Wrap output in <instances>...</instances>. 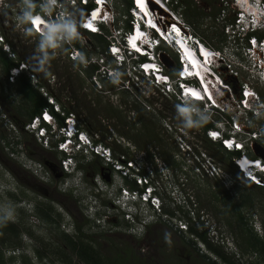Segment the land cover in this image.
<instances>
[{"label": "rangeland", "instance_id": "rangeland-1", "mask_svg": "<svg viewBox=\"0 0 264 264\" xmlns=\"http://www.w3.org/2000/svg\"><path fill=\"white\" fill-rule=\"evenodd\" d=\"M6 1L8 7L5 5L0 7V32L2 31L5 35V39L12 42L11 50L15 51L14 57H20L29 63L31 82L39 87L48 101L49 97H53L60 103L61 109L62 105H67L74 111L81 118L84 129L94 141H100L102 144L110 146L115 159L119 160L123 154H127L124 152L128 148L127 144L133 149L130 151L132 155L127 160V164L134 159L135 149L138 150V153L140 152L139 157L143 156L141 151L145 148L141 149V146H151L155 151H161L162 156L158 157L163 163L165 162L164 177L161 179L159 177L161 174H155V176L159 179L158 186L162 194L164 217H170L164 212V209L176 210V218L188 223L189 227L193 225L198 228L214 245L219 246L235 264H264L260 254L255 253L249 247L250 235L257 233L264 239V186L258 188L231 171L229 154L216 142H204L203 126L193 129L181 127L183 117L175 108L176 105H181V102L176 100L177 97L175 99L173 95L167 96V93H163L161 88L159 89L156 85H151L145 77L135 76L132 81L134 85H128L124 79L133 74L134 69L116 68L117 74L113 76L115 78L108 77L109 74H112L110 70L106 76H104V71H101L94 74L92 78L87 77L78 69L77 61L68 59L63 48L56 44L52 45L47 38L38 37L35 32L27 28L23 13L34 6L42 8L45 5L44 0ZM51 1L53 2V0ZM110 1L116 13L121 17L124 14V6L119 3V0ZM173 4L181 18L192 25L193 32L200 35L216 50L222 51L227 45L233 47L234 50L238 49L235 52L237 54L245 44L244 39H238V44H236L232 35L228 39L226 37L223 42L219 41L227 26L237 16V8L233 7L234 4L230 0H175ZM64 6L77 15V12H74L75 9H71L70 5L64 3ZM194 11L200 13L197 15ZM121 21L124 23L123 19ZM244 23L242 19L240 30L245 29ZM76 33L79 35L77 28ZM75 37L83 46L85 44V49L95 51L96 41L91 35L83 33V35ZM2 48L4 49L3 46ZM95 59H98L99 63L103 65L101 69L105 67L110 69V66H114L113 58H109L106 54L95 56ZM169 60L171 59L169 58ZM247 63V59L244 57V64ZM167 66L171 70L175 65L172 62ZM95 75H97L96 80H94ZM136 77L141 79L144 85L137 81ZM120 85L123 86L120 87ZM0 89L2 109L0 114L7 116L6 124L0 120V207L5 214H10L11 220L21 223L24 229L18 238L21 247L16 251V256H12L9 252L16 248H6V246H3V255L7 264H30V262L38 261L34 251V245L38 244L39 248L48 245L47 249L42 248V251H48L49 256L54 259L55 250H59L57 249L59 248L57 245L59 237L57 238L56 232L62 233L64 229H58L56 226L47 224L45 220H42L43 218L34 216V212H31L30 209L31 206L27 210L20 208L15 197V193H17L15 174L9 168V166L17 168L19 163L12 153V147L9 149L6 146L15 138L21 142L22 148L25 147V144H29L31 148L33 146L39 148L40 151L45 147L38 142L35 135L23 132L22 126L28 120L20 112V105H23L25 98L17 92L9 93V85L1 69ZM261 92L264 99V91L261 90ZM142 93H145V97ZM148 93L152 94L150 99L146 98ZM191 105L196 106L198 112L200 109L206 111L205 104L196 105L191 102ZM208 115V121L213 122L215 126L218 123L223 130L230 129L232 123L229 117L222 116L215 110L209 112ZM260 126L263 127L262 131L264 132V122ZM14 128L19 130V133L13 137L11 131L14 132ZM238 138L247 141L248 136L241 133ZM117 139L123 144H120ZM186 139L188 140L185 144L184 140ZM249 145V152L257 156H264V144L261 139L250 140ZM157 146L159 150H157ZM42 150L44 152L41 155L50 161H56L59 156L55 150ZM202 152L208 154L207 158H212L211 164H218L223 170L228 171L225 179H217L213 172L207 168L209 175H206L202 168L198 167L202 155L205 156V154L201 155ZM23 156L25 157V155ZM88 161L90 163L84 161V167L88 170H91L92 167H98L99 170L107 167L100 158L90 157ZM147 161L149 164L148 159ZM149 166L151 165L149 164ZM136 167L142 169L140 164H136ZM150 168L152 169V167ZM212 169L214 168L212 167ZM138 171L136 170V174L142 173ZM132 172L134 173L132 169L128 172L132 175L131 178L135 174H131ZM144 173L151 178L152 171L149 168ZM261 177L264 179L263 174ZM115 179L122 185L133 188L130 186V184L133 185V180H125L118 173ZM111 188L113 187L106 186L104 195L114 194V190ZM14 191L15 193H13ZM105 201L109 204L111 214L113 211L111 219H108L110 222L103 223L101 226L91 222L87 225L88 227L86 226V233L87 236L93 238V245L106 258L120 257L121 264H210V262L224 264L202 240L194 237L187 230H184L185 232L176 230L165 220L151 226L149 235L151 238H148L147 241L150 242L152 251L142 250L145 239L140 236L139 239L134 237L133 239L126 235H130L127 234L128 232L142 234L145 227L136 230L130 229L129 225L124 222L125 220H121V211L113 210L115 205ZM251 201L253 204L249 205L248 203ZM147 209L149 212L146 213V217L149 222L153 219L151 216L153 212H151V208L147 207ZM240 211L243 212L248 223L241 220ZM253 213L258 214L256 219L259 230L253 227L252 221L255 219ZM197 214L204 215L205 220L200 221ZM116 217L120 218L119 221H115ZM225 235L230 246L224 240ZM84 242L89 243L86 239ZM61 247L68 252L71 250L62 244ZM141 250L148 256H142ZM23 255L27 257L24 261H22ZM74 258L77 259V257ZM54 264L63 263L56 260Z\"/></svg>", "mask_w": 264, "mask_h": 264}, {"label": "clouds", "instance_id": "clouds-1", "mask_svg": "<svg viewBox=\"0 0 264 264\" xmlns=\"http://www.w3.org/2000/svg\"><path fill=\"white\" fill-rule=\"evenodd\" d=\"M230 1L234 4L233 7L237 8V16L234 17V22L229 25L231 26V29H226L224 32L227 39L232 35L236 41V44H238V39H244L245 44L243 45V47H241V49H239L240 55L239 53H237L238 59L242 61V65L236 63L239 60L233 57V55L237 56L235 52L236 50L238 51V49L234 50L233 47H228L227 45H225V47L222 49V52H224V60L219 59L217 53H213L217 50L213 48L207 41L201 39L200 36L195 34L193 32V29L188 28L187 25L191 24L186 23V21L181 18L174 4L172 3V0H148V2L145 3V6L142 8L138 5V0H133V7L129 9V13L124 12L121 17L116 13L115 8L113 7V4L110 0H53V2L51 0H44L45 5L42 8L37 6L31 7L30 5L31 8L23 13V18L27 22V28H30V30L35 32L38 37L47 38L48 42L52 45L56 44L59 47L63 48L66 52V56H68V59H73L75 61L80 58L82 59V56L78 49L74 48V46H70V43L72 42L71 37L81 36L83 35V33H85L86 35L89 33H101L103 31V28L107 29L109 32L108 39L110 41L108 44V48L110 54L113 57L114 66H110V69L109 67L101 69V66L103 65L99 63L98 59H95V56L104 54L100 53L98 55H94L92 56L91 62L98 64L99 67L95 74L104 71V76H106V74H108V71L110 70V73L112 74H109L108 77L114 78L113 76L117 74V69L119 67H124L125 70L126 68L127 70L134 69V72H132L133 74H130L129 77H126L124 79L128 82V85H134L132 81L134 80L135 76H139L140 78L145 77L151 85H156L159 89L161 88L160 90L163 93H165L164 90L166 88V85L169 83L173 85V90L171 89L169 94L173 95L175 99L177 96L175 95L174 90H179L180 84L182 82L192 83L193 85H196L201 90H205V93L204 95L202 93L203 99H196L194 104H205L206 111L200 109L197 113L194 109H191L187 106H182V103L181 105H176V111L180 114V116L183 117V125L181 127H183L184 129L201 127L209 120L208 113L211 111L214 112L215 110L220 115L229 117L232 124L229 130L227 128L223 130L222 126L217 123L214 128H210L214 131H217V138L213 139L208 135L206 131H210V129H207L205 131L207 137L214 142L220 143L221 145L222 143L219 140H221L225 136L231 137L233 142L232 146L230 148L224 147L223 145L222 146L229 151H240L242 154L243 152H247L248 148L246 142L243 146L238 147L234 144V142L239 139V134L243 133L249 136L247 132L258 130L261 132V135L260 137L253 138V141H258L259 139L262 140V138L264 137V132L262 131L263 127L260 126V124L264 122V99L262 97L263 93L261 92V90L264 91V72L261 73L259 67V60L264 61V51L261 49L262 44L260 43L264 41V0ZM6 2V0H0V7H2L3 5L8 7ZM64 3L70 5V7H72L71 9L74 8V12H77V15H74L72 10L69 11L68 9H66ZM88 7L89 9L86 12L85 10ZM98 9L101 11V13L97 17V19H94V12ZM240 12L248 15V18L244 23L245 29L243 30H240V22L236 23L238 13ZM79 13L83 14L82 19H79ZM35 16L40 17L43 23L37 24L35 22V24H32L31 22L35 21L36 19ZM243 18L244 17L242 16L241 20ZM121 19H123L124 23L121 21ZM127 21L131 25L130 28L127 27ZM40 25L42 29L39 28ZM75 27L78 29L79 35L76 33ZM0 35L5 36L2 31L0 32ZM191 35H195L197 38L199 37L200 40L198 44L197 42L195 43ZM133 36H135L134 39H132ZM252 39H255L256 45L254 48H251V50H254V54L249 55V53L251 54V52L248 51V47H250L249 41ZM229 42L232 41L229 40ZM181 43H184L187 47H190V49L193 51V56H195V59L196 61H198V63L192 62L193 56H189L188 52L183 48ZM11 45L12 43L7 38L5 39L4 37V39H0V47H4V49L2 48L3 51H5L9 56L13 54L11 57L15 58V51L11 50ZM68 45L71 47L70 49H68ZM71 52L77 53V56L73 58ZM185 56L190 57L191 59L188 58L186 60ZM168 57L172 60L173 63L176 58L180 63V69L178 70L177 75H172L169 72L170 70L168 69L167 64L169 65L172 62L169 63V61L171 60H169ZM244 57H246L248 62L246 65L244 64ZM16 60L17 65L10 68L9 74L5 76L9 82H14L16 80L10 79V75L14 74V68L18 69L17 73L15 74L16 78L23 73L30 75L31 72V66L29 65V63L25 62L24 60H19L18 58H16ZM189 62L191 64L190 68H184V64ZM229 62L233 63L234 68L239 71V86H248L254 93L257 94V96L253 95L252 97H250V106H242V103L240 102L242 98L238 94L239 92L237 86L234 85L235 91L237 93V95H235V99L239 98L238 100L240 102V105L237 102L234 103V101L230 99L229 96L222 95V98L229 104H231L232 107H234L235 110L231 113L222 110V106L221 104H219L221 102L220 97L218 96L217 99H214L212 95L206 91V84L203 80L205 79L206 75L209 77V80L213 81V85H216L217 83L215 79H220L219 81L222 80V82L219 84L220 89L225 92L228 91L224 86L223 78L228 80L230 79L231 75H233L227 67ZM22 63L26 64V66L24 65L20 67ZM148 65H152V67H148ZM0 69L2 71L1 65ZM196 69H199V72ZM249 69H253L254 71H250ZM136 78L138 79L137 81H140L142 83L141 79H139L138 77ZM142 85L144 84L142 83ZM166 95L168 96V94ZM148 97L151 98V96ZM176 100L180 101V98L177 97ZM55 103L58 106L60 104L56 100H54V102H49V104L52 105L53 109ZM65 106L67 105H62L61 110L63 111V114H61V110L54 109L55 112L61 114L64 117L63 124L59 122L56 114L48 108L50 110V113L54 116L55 121L54 119L45 121L37 119L34 121V127L32 128V130H27L25 128L26 124L34 118L33 116L30 120L23 124L22 130L25 133L27 132L33 134V136L35 135V137L38 139V142L42 144V146H44L47 150H55L59 154V157L61 158L60 166L62 170L67 174L72 175L69 177L68 183L75 187L86 186L80 180L81 177L83 178L85 174L82 164L84 165V161L89 162L88 160L90 157L100 158L107 166V171H111L115 176L112 182L106 185L101 182H97V185L94 184L92 189L89 190L91 196L86 198L90 201V203L94 200L99 201L100 198H103V200H107L109 203L114 204L115 206L113 207V210L118 209V211H121V220H125L124 222H126L132 230H136L137 228L151 224L150 222H162L163 220H165L179 231V229H177L178 226L176 227V225L180 221L183 222V220H179L178 218H176L177 216L164 217V214L162 212V194L159 191V179L157 178V176H155V174H161L159 176L161 177V179L162 177H164L163 170L165 162L163 163V161L156 156L154 158H151L149 155H146L144 151L142 152L143 156H140L138 158L139 161L133 159L135 161L130 160V162L132 161L133 164H123L120 160L114 158L110 146L102 144L98 141H94L89 133L85 129L80 127L78 117L72 111L71 112L74 113L76 117V122L72 126L71 134H66L63 131V126L65 125V117L69 115L70 112H65ZM1 111L2 109L0 104V112ZM255 111H258V113H255ZM40 114H37V116H40ZM0 120L5 123V120H7V116H5L4 114H0ZM234 122L238 124L239 128L234 134H232L231 131L234 128ZM244 125H246V127ZM11 127L13 126L11 125ZM80 131L86 133L89 138L88 142H84L78 137ZM16 133L18 134L19 130L14 128V132L11 131V135L14 137L16 136ZM68 137V148H61V144L65 142ZM44 140L48 141L47 145L44 144ZM117 140L120 144H123L122 141H120L119 139ZM187 140L188 139L184 140L185 144L187 143ZM127 145L128 147H130L129 144ZM101 146L103 148L108 147V149L110 150L108 158H106L101 153V151H96V147L99 148ZM188 146L190 147V145ZM6 147L9 149L10 147H12V153H14V156L17 160L20 159L17 158L19 156L25 158L23 156L24 154L21 142L18 139L14 138V140L10 141V143H7ZM202 154H205V156ZM201 155L202 157L199 160L198 167L202 168L206 175H209L207 169H210L217 179L226 178L225 175L228 171L223 170V168L218 164H211L212 158H207V153L202 152ZM233 158L234 157H232V161L234 163ZM251 158L253 163L250 164V171L243 170V165L241 167H238L237 165L236 166L239 168V170L242 171L243 178L256 183L248 177L254 176L258 181L263 183V185L257 183L256 184L264 186V179H262L261 177L262 174L264 175V156ZM147 159L149 160V164L151 166H149ZM26 161L31 169L38 170L37 172H39L40 174L44 171L42 165L36 160L26 158ZM63 161H67V166L64 165ZM255 163H257L258 166H252ZM136 164H140L142 169H138L136 167ZM150 167H152V169ZM212 167L214 169H212ZM147 168L152 171V174L150 175L151 178H149V175L147 177L145 173L134 174L133 172L131 174H134L137 177L133 175V178H131L132 175L128 173L130 169L134 171L139 170L138 172H142V170H144L146 172ZM217 168L219 169L218 171ZM117 173L125 180H133L139 187H146L142 192H139L137 189H131L129 186L122 185L121 182H117L115 179ZM78 177L79 181L76 180ZM144 177L147 178V181L140 182L138 180L139 178ZM102 184H104L105 186H103ZM106 186L113 187L111 189L114 190V194H109V196L104 195L106 189H108H105ZM126 188L129 189L130 193H124V189ZM13 193H15V191ZM153 195L159 197L160 199L158 204L160 210H157V208L152 205ZM19 204L21 206L20 208L25 210L29 209L28 207L31 206V212H34V216H36V210L34 209L32 202L25 201L23 203L19 202ZM147 207L151 208V212H153L151 214L153 219L149 222L148 218L146 217V213L149 212ZM101 210L103 209L97 208L95 211L93 210L88 214L91 221L94 224L97 223L98 226H101L103 223L110 222V220L108 219H111L110 217L113 214V211L111 214V211L108 208V214L107 216H104L100 213ZM0 211L2 214H4V216L0 217V226H5L11 220V217L10 214H5L1 207ZM253 216L255 218L252 221L253 227L256 228V230H259L257 228L256 219V217L258 218V214L255 213ZM36 217L38 218V216ZM197 217H200V221L205 220L204 215L201 216L200 214H197ZM119 219L118 217H116L115 221H119ZM188 229L189 226L186 230ZM180 232L185 231L180 230ZM165 238L166 240L168 239L167 235ZM224 240H226V244L230 246L226 235ZM17 250L20 249H11V251L9 252L10 254H12V256H16Z\"/></svg>", "mask_w": 264, "mask_h": 264}, {"label": "trees", "instance_id": "trees-1", "mask_svg": "<svg viewBox=\"0 0 264 264\" xmlns=\"http://www.w3.org/2000/svg\"><path fill=\"white\" fill-rule=\"evenodd\" d=\"M174 1L175 0H172V3ZM119 3H121L124 6V12H127V13H129V9L131 7H133V0H119ZM88 9H89V7L85 11L87 12ZM189 10H187V12H189ZM31 12H35V11H31ZM194 13H195V11H194ZM199 13L200 12L196 11L195 14L198 15ZM79 14H80L79 19H82L83 14H81V13H79ZM232 22H234V19L231 21V23ZM127 27L128 28L131 27V25L129 24L128 21H127ZM89 35H91L96 41L95 51H88L87 49H85V47L80 43V41H78V39L75 36L71 37L72 42L70 43V46H72V47L74 46V48L78 49L79 52L81 53L82 59L80 58L77 60V64L79 67L78 69H80V71L83 72L87 77L92 78L93 75L96 73V71L99 68L98 64L91 62L92 56L103 53V54H106L109 58H113V57L110 54L109 48H108V44L110 41L108 39L109 32L107 29L103 28V31L101 33H89ZM198 36H200V35H198ZM223 36L219 40L220 42H223L226 40L225 32H224ZM200 38L202 39L201 36H200ZM70 46L68 45V49L71 48ZM96 50H98V51H96ZM18 59L22 60L20 57ZM173 64L175 66L169 72L172 75H177L178 70L180 69V63L177 61V58L175 59ZM0 65L2 67V72L4 73L5 76H7L9 74L10 68L17 65L16 58H12L11 56H9L5 51H3V49L1 47H0ZM122 76H123V74H122ZM118 77H119V75H118ZM123 78H124V76H123ZM5 80L9 85V93L10 94L17 92L18 94H20L21 97L23 96L25 98V102L23 103V105H20V108H21L20 112H22V114H24V116L27 118V120H30L33 116H35L37 114H40L45 108H49L52 112H54L56 114L59 122L61 124H63L64 117L61 114L55 112L52 105L49 104V102L47 101V98L40 91L39 87L32 84L31 79H30L28 74H26V73L21 74L20 76H18L16 78V80L14 82H9L6 77H5ZM122 86L123 85H120V87H122ZM123 89H124V91H126L125 88H123ZM5 93L8 94L6 91H5ZM144 94L145 93H142L143 96H144ZM148 96H152V94L148 93ZM146 98L150 99L149 97H146ZM64 109L66 110L65 112H67V113L72 111L67 106H65ZM72 112H74V111H72ZM77 117H78V120L80 123V127L84 129V127L82 125L81 118L78 115H77ZM203 127H204L203 132L202 131L201 132H202V135L205 137L204 142H211V143L214 142L213 140H211L207 137V134L205 131L207 129L214 128L215 124L213 122L207 121V123L203 124ZM262 140L264 143V137L262 138ZM98 142H100V141H98ZM8 143H10V142H8ZM216 143L220 146V148H222L226 153L229 154V156H230L229 164L231 166V171H233L235 174L242 176V171L239 170V168L232 161V157L239 156L241 154V152L240 151H229V150L225 149L220 143H218V142H216ZM247 152H248V155L253 157V158L258 157L254 153L249 152L248 150H247ZM245 180L251 182L252 184L257 186L258 188H263V186L257 185L248 179H245ZM132 186H133V188H136L137 187L136 182H133ZM248 204L252 205L253 203L251 201ZM240 208H241V206H240ZM180 209H182V208H180ZM164 212L167 215H169L170 217L177 216L176 210H172V209L165 210L164 209ZM43 213H46L45 216L48 217L49 213H47L44 210H40L39 208L36 209L35 215L38 216V218L42 219L44 217ZM239 213H240L241 220L248 223V221H246V219H245V215L243 214V212L241 213V211H240ZM2 216H4V214H2L0 211V217H2ZM48 218H50V216ZM252 230H253V228H252ZM23 231H24V229L21 226V223L14 222L12 220H10L5 226H0V264H7V262L4 258V255H3V246H6V248H8V247L20 248L21 244L18 242V238L20 237V235ZM187 231L190 234H192L194 237L196 236L197 238L202 240L208 246V248L212 252H214L222 260V262L224 264L225 263L235 264V262L232 261L229 257H227L226 253L223 250H221V248L219 246L214 245L213 242H211L206 237V235H204L202 232H200L198 228H196L193 225H190V227ZM29 234H30V232H29ZM63 236L66 238L65 234ZM15 238H16V242H15ZM68 239L69 240L66 242V247L68 246L71 250L69 252L65 251L64 249H62L61 245L58 244L59 248H57V249H59V250L58 251L55 250L56 256H53L54 259L49 256L48 251H46V250L42 251L43 247L39 248L38 244L34 245V251L36 253V257L38 258V261L37 262H30V264H54V262L56 260H59L63 264H82V263L83 264H121L120 257H114L111 259V258H106L104 255H102L100 253L99 249H97L93 245V242H92L93 238L92 237L90 238L86 235L85 236L79 235L78 239L77 238L76 239L68 238ZM85 239L88 240L89 243H85L84 242ZM40 243H42V242H40ZM249 243L251 244V245H249V247H251L252 250L257 252V254H260V257H262L261 261H262V263H264V239L261 238L260 236H258L257 233H254V235H250ZM47 247H48V245L44 246L43 249H47ZM25 256L26 255H23L22 261L27 259V257H25ZM74 257H77V259H75ZM210 264H216V263L210 262Z\"/></svg>", "mask_w": 264, "mask_h": 264}, {"label": "flooded vegetation", "instance_id": "flooded-vegetation-1", "mask_svg": "<svg viewBox=\"0 0 264 264\" xmlns=\"http://www.w3.org/2000/svg\"><path fill=\"white\" fill-rule=\"evenodd\" d=\"M12 119H14V117H12ZM23 148V154L25 157L36 160L42 165L44 171L40 174L37 172L38 170L31 169L26 159L22 158V156H19L20 159L17 160L19 163L17 168H11V166H9L10 170L15 174L14 176L17 184V193H15V197L17 201L21 203L25 201L32 202L35 210L39 208L40 210L49 213L48 217L50 216V218L45 216L46 213H43L44 217L42 220H45L49 225L56 226L58 229H64L62 233L56 232L58 234L57 238L59 237L57 245L62 244L63 246H66V242L69 240L68 238L78 239L79 235L87 236V225L92 222L88 214L98 208L103 209L100 213L107 216V209L110 208L109 204L105 200H101V198L99 201L94 200L90 203V201L86 199L91 196L89 190L92 189L94 184L97 185V182L104 183L105 185L112 182L115 176L114 173L107 171V167L103 170H99L98 167H92L91 170H88L82 164L85 174L80 180L86 186L75 187L68 183V179L72 175H69L62 170L60 166L61 158L59 156L56 161H50L41 155L42 152H44L42 149L47 150L46 148H42L40 151L39 148H34V146L31 148L29 144H25V147ZM144 148L145 150H142L141 153L145 151L146 155H149L151 158H154L155 156L158 157L159 155L162 156L161 151H155L151 146H141V149ZM156 148L159 150L158 146ZM131 150H133L132 147H128L124 151L127 154H123V157L119 158L123 164L127 165V160L132 155V152H130ZM135 150L136 154L134 155V159L138 160V150ZM144 172L145 171L142 170V173ZM134 173L136 174V171H134ZM76 180L79 181V177ZM130 186L133 187L132 184H130ZM145 187L146 186H137L136 188L131 189H137L139 192H142ZM254 214L255 213H253V215ZM159 222L161 221H155L151 224L145 225V230L142 234L128 232L127 234L130 235L126 236L131 238L134 237L136 239L142 237L145 239V244L142 247V250L145 251V249H148L149 251H152L150 242L147 241V239L149 238L150 229L151 226H153L152 224H157ZM64 234L66 238L63 236ZM51 240L54 239L51 238ZM249 245L251 244L249 243ZM142 250V256H148V254Z\"/></svg>", "mask_w": 264, "mask_h": 264}, {"label": "built area", "instance_id": "built-area-1", "mask_svg": "<svg viewBox=\"0 0 264 264\" xmlns=\"http://www.w3.org/2000/svg\"><path fill=\"white\" fill-rule=\"evenodd\" d=\"M242 14L243 13H241V12L238 13V17L236 19V23L241 22ZM35 17H37V16H35ZM31 23L32 24H35V21H32ZM39 24H41V23H39ZM187 26H188V28H191L192 29V26L191 25H187ZM229 28L231 29V26H227V29H229ZM191 37L195 41V43L196 42H197V44L199 43V40H200L199 37L197 38L195 35H191ZM0 39H4V36L3 35H0ZM249 43H250V47H248V51L251 52V54L249 53V55H253L254 54V50H251V48H254L255 45H256L255 39L250 40ZM260 43L262 44L261 45V49L264 51V45H263L264 41H262ZM213 53H217V56L219 57V59L224 60V52L217 50L216 52H213ZM71 55L74 58V57L77 56V53L71 52ZM233 57L236 58L237 60H239L236 63H238L239 65H242V61H240V59H238V56L233 55ZM255 59H257V58H255ZM24 65L26 66V64L22 63L20 67H22ZM227 67H228V70H230L232 72V74H233V75H231L230 79H228V80L225 79V78H223V80H224V86L227 88L228 91L225 92L222 89H220L219 84L222 82V80L219 81L220 79H217L216 77H214V78H216L215 81H216L217 85L214 84L213 87H215V88H217L219 90L218 96L221 99V102L219 104H221L222 110L231 113L235 109H234V107L231 106V104H229L226 100H224L222 98V95L229 96L230 99H232L234 101V103L237 102V103H239V105H240V102H241L242 103V106H250V97H252L253 95L257 96V94L254 93L250 89V87H248V86H245V85L239 86L240 85L239 84V80H238L239 71L234 68L233 63L229 62V64L227 65ZM259 67H260V72L261 73L264 72V61L259 60ZM184 68H186V65L185 64H184ZM249 70L250 71H254L253 69H249ZM17 71H18V69L17 68H14V74L10 75V79L11 80H15L16 79L15 74L17 73ZM96 77H97V75L94 76V80H96ZM211 79H213V78H211ZM230 80H232V81H230ZM234 85L237 86L238 92H239L238 94L242 98V100L240 102L238 100L239 98H236L235 99V95H237V93L235 91ZM171 89L173 90V85H171V84L168 83L166 85V88H165L164 92L167 93L168 95H170L169 93H170V90ZM193 90H195L196 92L200 93V96H202V93L203 92H202V90L199 87H197L196 85H193L192 83H187V82H182L180 84L179 90H177V91L174 90V93H175V95L178 98H180V101L182 103V106H187V107H189L191 109L196 110V112H198L196 106H192L191 105V102H195V100H196V99H193L192 98V96L196 97V95H195V93H194ZM49 98H50L49 99V102H54L55 99H53V97H49ZM54 109L55 110H61V108L56 103L54 104ZM255 113H258V111H255ZM61 114H63V111L62 110H61ZM37 119H41L43 121L50 120V119L53 120L54 119V121H55V118L50 113V110L48 108H45L41 112L40 116H37V115L34 116V118L26 124V127L25 128L27 130H32V128L34 127V121L37 120ZM75 122H76V117H75L74 113L70 112L69 115H67L65 117V125L63 126V131L66 134H71L72 126H73V124ZM233 125H234V128L231 131L232 134H234L236 132V130L239 128V126H238V124L236 122H234ZM244 126L246 127V125H244ZM41 130H43V129H41ZM206 132L213 139L217 138V134H218L217 131H214V130L210 129V131L207 130ZM247 134L249 135L248 138H247V141H245V140H239L238 139V140H236L234 142V144L238 147V146H243L245 144V142H246L247 148H249V146H250L249 145L250 140L252 141L253 138L260 137L261 132L258 131V130H254L253 132H247ZM78 137L82 141H84V142H88L89 141V138L86 135V133H83L81 131L79 132ZM68 140H69V137L65 140V142H63L61 144L60 147L61 148H64V149H67L68 148V145H67ZM219 141L222 143V145L224 147H228V148H230L232 146V144H233L231 137H227V136L223 137ZM47 143H48V141L44 140V144L47 145ZM96 151H101V153L106 158L109 157L110 150L108 149V147H106V148H103L102 146L99 147V148L96 147ZM233 160H234L235 165H237L238 167H241L242 166V162L245 161V160L247 161V166H250V164L253 163L252 158L248 155L247 152H243L240 156L234 157ZM63 163H64L65 166H67V161H63ZM128 164H133V163L131 161V162H128ZM138 180L140 182H144V181H147V178L146 177L139 178ZM124 193H130L129 192V189L128 188L124 189ZM134 193H136V192H134ZM159 201H160L159 197L154 196V195L152 196V205L155 208H157V210H160V207L158 206ZM176 227H177V229H179V231L180 230L181 231H184V230H186L188 228V224L186 222L180 221L176 225Z\"/></svg>", "mask_w": 264, "mask_h": 264}, {"label": "bare ground", "instance_id": "bare-ground-1", "mask_svg": "<svg viewBox=\"0 0 264 264\" xmlns=\"http://www.w3.org/2000/svg\"><path fill=\"white\" fill-rule=\"evenodd\" d=\"M148 2V0H138V5L142 8V7H144L145 6V3H147ZM101 13V11L98 9V10H96L95 12H94V19H97V17L99 16V14ZM242 16L244 17L243 18V21L245 22V20L248 18V15L247 14H245V13H243L242 14ZM35 22L37 23V24H39V23H43V21L41 20V18L40 17H36V19H35ZM39 28L40 29H42V27H41V25L39 26ZM136 36V35H135ZM135 36H133L132 37V39H134L135 38ZM181 45L183 46V48L188 52V54H189V56L191 57V56H193V51L190 49V47H187L184 43H181ZM186 57V60L188 59V58H190V57H187V56H185ZM191 59V58H190ZM195 61V62H194ZM193 63H198V61H196V59H195V56H193V61H192ZM185 65H186V67L187 68H190V66H191V64H190V62L189 63H185ZM148 67H152V65H148ZM197 68V67H196ZM198 72H199V69H196ZM204 80V82H205V84H206V91L209 93V94H211L212 95V97L214 98V99H217L218 98V89L217 88H215V87H213L214 85L212 84V80H209V77L208 76H206L205 75V79H203ZM209 81V82H208ZM214 83H215V81H214ZM217 85V84H216ZM203 90V89H202ZM194 91V93H195V95H196V97H194V96H192V98L193 99H199V100H202L203 98H202V96H200V93H198V92H196L195 90H193ZM204 93H205V90H203V95H204ZM254 160H258V159H254ZM242 165H243V170H247V171H250V166L249 167H247V161L245 160V161H243L242 162ZM258 166V164L257 163H255V164H253L252 166Z\"/></svg>", "mask_w": 264, "mask_h": 264}]
</instances>
